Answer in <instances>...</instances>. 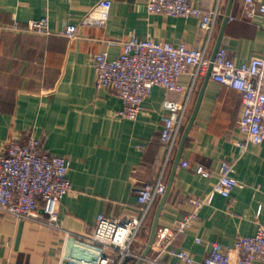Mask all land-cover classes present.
Returning a JSON list of instances; mask_svg holds the SVG:
<instances>
[{
    "label": "crops",
    "instance_id": "obj_1",
    "mask_svg": "<svg viewBox=\"0 0 264 264\" xmlns=\"http://www.w3.org/2000/svg\"><path fill=\"white\" fill-rule=\"evenodd\" d=\"M147 1L112 0L105 26H82L78 35L70 38L62 33L66 23H79L100 0H0V152L11 136L32 134L41 139L47 152L70 158L68 178L72 185L59 204L60 229L0 213L3 262L85 261L96 248L79 241L77 234L94 228L102 213L115 218L139 212L136 189L162 174L168 186L173 182L157 231L173 228L192 209L189 197L212 191L226 161L235 163L233 175L241 185L228 194L216 193L212 202L201 208L200 218L192 227L176 237L173 250H187L201 261L213 243L233 246L238 236L254 235L264 223V141L250 143L246 149L240 147L245 138L239 125L244 110L240 91L207 75L195 80L189 119L199 100L200 104L176 164L179 145L168 159L161 139L164 101L187 97L194 83L191 72L180 78L186 87L182 93L155 86L133 120L119 115L123 102L118 94L97 85L92 57L104 50L111 59L119 57L121 43L132 35L190 47L204 45L206 34L198 18L151 13ZM229 2L224 0L211 56ZM194 4L208 9L215 1L194 0ZM243 7V0L233 1L221 43L238 65L264 51V14L244 18ZM44 14L49 15V35L9 28ZM108 39L118 43L110 45ZM183 161H189V166ZM199 165L211 170L212 175L198 174ZM162 198L139 234L134 245L137 253L143 254L149 243ZM158 252L153 244L148 254ZM161 258L171 264H186L175 253L165 252ZM137 262L132 256L124 264Z\"/></svg>",
    "mask_w": 264,
    "mask_h": 264
},
{
    "label": "built area",
    "instance_id": "obj_2",
    "mask_svg": "<svg viewBox=\"0 0 264 264\" xmlns=\"http://www.w3.org/2000/svg\"><path fill=\"white\" fill-rule=\"evenodd\" d=\"M214 1L215 4L208 9L195 5L194 0H148L146 3L151 13L198 18L206 34L202 47L132 35L121 43L123 51L119 57L111 59L106 50L92 57L97 85L118 94L123 102L119 115L132 120L141 113L145 98L155 86L161 85L182 93L186 87L180 78L184 73L191 72L194 83L187 97L184 100L164 101L166 113L161 139L167 146L168 159L178 147L188 122L195 80L207 75L210 69V77L237 89L242 95L244 110L239 125L245 138L239 143L240 147L246 149L250 143L260 144L264 141V51L252 55L248 62L241 65L234 61L225 46H220L216 55L211 56L212 41L224 14V0ZM243 2L244 18L252 19L258 13L264 14V2ZM111 7L112 0H100L79 23H66L63 35L74 38L82 26H105ZM9 28L39 35L52 32L48 14L25 25L16 22ZM107 43L114 45L118 42L108 39ZM183 165L189 166V161H183ZM70 167V158L47 152L40 138L32 134L27 137L11 136L0 152V213L60 229L59 204L72 189L68 178ZM234 171V162H224L212 191L202 197H189L192 209L178 219L173 228L157 231L153 243L158 247L157 254L143 256L135 251L134 245L155 204L168 189L163 174L156 181H148L136 189L139 212L115 218L102 213L94 228L87 233L77 234L79 241L96 248L85 261L64 259L58 264H124L132 256L142 259V264H171L162 260L165 252L177 254L186 264H264V223L259 225L256 234L238 236L233 246L223 247L219 242L213 243L209 255L201 261L187 250H173L176 237L192 227L200 218L201 208L210 204L216 193L228 194L241 185L234 177ZM196 172L205 177L212 175V171L203 165H199ZM0 264L8 263L0 259ZM20 264L34 263L25 261Z\"/></svg>",
    "mask_w": 264,
    "mask_h": 264
},
{
    "label": "water",
    "instance_id": "obj_3",
    "mask_svg": "<svg viewBox=\"0 0 264 264\" xmlns=\"http://www.w3.org/2000/svg\"><path fill=\"white\" fill-rule=\"evenodd\" d=\"M233 1L234 0H230V2H229V7H228V10H227V14L225 16V19H224V22H223V25H222V28H221V31H220V35H219V38H218V41H217V44H216L215 54L213 56L216 55L218 49L221 46L222 39H223L224 33H225V29H226L227 23H228L229 18H230L231 7H232V4H233ZM207 76L208 77L211 76V69H210L209 73L207 74ZM199 104H200V100L198 101V103L196 105V108L194 109V112L192 113V115H191V117H190V119H189V121H188V123H187V125H186V127L184 129V131H183V134H182V137H181V140H180V144H179L176 164L179 162L182 149L184 148V145L186 143V140H187L188 134L190 132V129L193 126V123H194V120H195V117H196V114H197V110H198ZM172 182H173V180L170 181L168 189H167L166 193L163 195V198H162V200H161V202L159 204V207L157 209V212H156V215H155V219H154V222H153V227H152L150 240H149V243H148L145 251L143 252V256H146L148 254V252L150 251V249H151V247H152V245L154 243V239H155L157 228H158V224H159L160 213H161L163 205H164V203H165V201L167 199L169 191L171 189ZM137 264H142V259H139Z\"/></svg>",
    "mask_w": 264,
    "mask_h": 264
}]
</instances>
